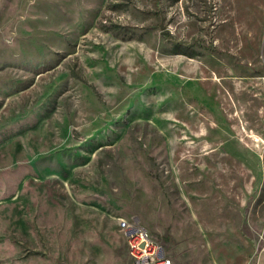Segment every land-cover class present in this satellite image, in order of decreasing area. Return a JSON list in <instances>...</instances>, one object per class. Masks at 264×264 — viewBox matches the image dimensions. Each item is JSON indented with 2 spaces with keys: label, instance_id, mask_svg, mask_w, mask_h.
Masks as SVG:
<instances>
[{
  "label": "rangeland",
  "instance_id": "374dc122",
  "mask_svg": "<svg viewBox=\"0 0 264 264\" xmlns=\"http://www.w3.org/2000/svg\"><path fill=\"white\" fill-rule=\"evenodd\" d=\"M119 220L264 264V0H0V264H129Z\"/></svg>",
  "mask_w": 264,
  "mask_h": 264
},
{
  "label": "built area",
  "instance_id": "2783aa9c",
  "mask_svg": "<svg viewBox=\"0 0 264 264\" xmlns=\"http://www.w3.org/2000/svg\"><path fill=\"white\" fill-rule=\"evenodd\" d=\"M118 226L126 241L129 264H173L144 227L126 220H119Z\"/></svg>",
  "mask_w": 264,
  "mask_h": 264
},
{
  "label": "bare ground",
  "instance_id": "6f19581e",
  "mask_svg": "<svg viewBox=\"0 0 264 264\" xmlns=\"http://www.w3.org/2000/svg\"><path fill=\"white\" fill-rule=\"evenodd\" d=\"M173 75L172 74H167L165 75V78L168 79H164L165 81H175V78L172 77ZM164 81V82H165ZM156 92L160 93L161 90L158 91V89L156 90ZM157 96H159V94H157ZM152 103V104H151ZM151 103L146 107V109L150 112H157V110H161L163 108V105L165 104L164 101H161L160 99H156V98H153V100L151 101ZM158 117H161V115H157Z\"/></svg>",
  "mask_w": 264,
  "mask_h": 264
},
{
  "label": "trees",
  "instance_id": "16d2710c",
  "mask_svg": "<svg viewBox=\"0 0 264 264\" xmlns=\"http://www.w3.org/2000/svg\"><path fill=\"white\" fill-rule=\"evenodd\" d=\"M174 46H175V48L177 49L178 47H179V45L180 44H178V43H176V42H174V44H173Z\"/></svg>",
  "mask_w": 264,
  "mask_h": 264
}]
</instances>
